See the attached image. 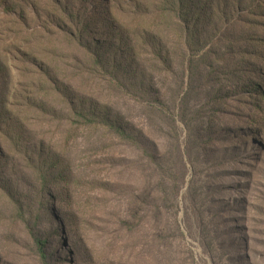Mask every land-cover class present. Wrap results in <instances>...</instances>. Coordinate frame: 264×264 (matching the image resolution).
<instances>
[{
  "label": "rangeland",
  "instance_id": "1",
  "mask_svg": "<svg viewBox=\"0 0 264 264\" xmlns=\"http://www.w3.org/2000/svg\"><path fill=\"white\" fill-rule=\"evenodd\" d=\"M40 66L138 145L68 140ZM0 264H264V0H0Z\"/></svg>",
  "mask_w": 264,
  "mask_h": 264
},
{
  "label": "trees",
  "instance_id": "2",
  "mask_svg": "<svg viewBox=\"0 0 264 264\" xmlns=\"http://www.w3.org/2000/svg\"><path fill=\"white\" fill-rule=\"evenodd\" d=\"M174 1L176 2L178 0ZM179 3L181 8H184V1H179ZM67 35L71 38L72 42L76 40L71 32ZM80 39L82 40V36ZM90 65L94 67L96 71L99 70L98 72L100 74L98 76H101L102 80H107V83L114 85L119 93H127L130 95L126 83L133 82L132 86L137 85L138 87L140 84H143V73L139 72L138 75H135V81H132L130 77L126 75L128 71H122V64H117L116 62L110 64L99 51L91 54ZM40 69L44 71L41 66ZM52 73L44 71V75H46L45 80L50 84L57 96H52V98L62 102L64 105L66 104V108L63 109L65 111L63 117H65L67 124L71 126L68 130V140H71L78 128L83 126L88 130H94L101 134L99 141L96 140V143L101 144L104 148H107V143L111 142L112 145H114L118 140L132 147L138 145L137 139L139 136H143V132L141 130H135L130 123L124 121V115L117 111V109L107 102H101L93 95L86 94L81 89L75 87L74 82H71V80L68 77L66 78V75H63L61 72ZM142 86H140V88H142ZM54 100H52V102H55ZM52 102L48 100L45 102H38V100L33 99L29 109L35 110L36 114L42 117L54 116L58 110L55 105L51 104ZM156 103L160 104L162 102L156 101ZM74 125L78 127L73 130L72 128ZM108 153L111 154V151ZM150 158L151 160L156 159L155 156H150ZM110 183L111 182L105 181L103 183L101 182L100 185L104 186L106 192H109V187H111ZM36 243L39 247L44 245L39 239H36Z\"/></svg>",
  "mask_w": 264,
  "mask_h": 264
}]
</instances>
